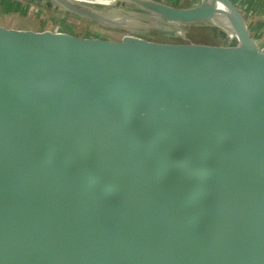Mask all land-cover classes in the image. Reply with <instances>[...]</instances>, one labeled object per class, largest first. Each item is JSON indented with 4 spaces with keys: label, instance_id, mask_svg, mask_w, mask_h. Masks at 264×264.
<instances>
[{
    "label": "water",
    "instance_id": "95a60500",
    "mask_svg": "<svg viewBox=\"0 0 264 264\" xmlns=\"http://www.w3.org/2000/svg\"><path fill=\"white\" fill-rule=\"evenodd\" d=\"M28 1L78 23L0 15V264H264V14Z\"/></svg>",
    "mask_w": 264,
    "mask_h": 264
},
{
    "label": "rangeland",
    "instance_id": "374dc122",
    "mask_svg": "<svg viewBox=\"0 0 264 264\" xmlns=\"http://www.w3.org/2000/svg\"><path fill=\"white\" fill-rule=\"evenodd\" d=\"M194 0H175L179 6L189 5ZM196 1V0H195ZM194 1V2H195ZM238 6L244 10L246 13H250L253 15H263L264 14V0H234ZM33 6L29 5V9L27 12H30V15H40L44 17L51 18L52 20H62L66 19V21L72 23H78L77 19L72 16H66L62 12L56 11L54 7L50 6H42V3H34L32 2ZM27 5L23 2L18 0H0V15L5 14H14L13 12L16 11L15 14H20L22 9L25 10ZM28 7V6H27ZM21 15V14H20ZM204 40H208L206 37H202Z\"/></svg>",
    "mask_w": 264,
    "mask_h": 264
},
{
    "label": "crops",
    "instance_id": "0c3cea01",
    "mask_svg": "<svg viewBox=\"0 0 264 264\" xmlns=\"http://www.w3.org/2000/svg\"><path fill=\"white\" fill-rule=\"evenodd\" d=\"M3 1V0H2ZM18 1H20V2H23V3H25L27 6L26 7H24V8H27V9H25V10H21V11H18V12H20V14H24V13H27V14H31L30 12H27L28 11V9H29V5L30 6H33V4H32V2H30V1H28V0H18ZM161 1H164V2H167V3H171V4H176V5H180V4H177L176 2H175V0H161ZM195 1V0H194ZM194 1H192V3H190L189 5H184V6H190V5H193V4H196L199 0H196L195 2ZM14 14L16 13V11L15 12H13ZM5 15H7V14H5ZM40 16V15H39ZM42 17H44V16H42Z\"/></svg>",
    "mask_w": 264,
    "mask_h": 264
},
{
    "label": "bare ground",
    "instance_id": "6f19581e",
    "mask_svg": "<svg viewBox=\"0 0 264 264\" xmlns=\"http://www.w3.org/2000/svg\"><path fill=\"white\" fill-rule=\"evenodd\" d=\"M98 2H101V3H108L107 0H97Z\"/></svg>",
    "mask_w": 264,
    "mask_h": 264
}]
</instances>
